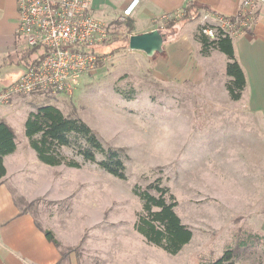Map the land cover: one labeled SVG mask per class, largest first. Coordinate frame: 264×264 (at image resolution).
Returning <instances> with one entry per match:
<instances>
[{"label":"rangeland","instance_id":"374dc122","mask_svg":"<svg viewBox=\"0 0 264 264\" xmlns=\"http://www.w3.org/2000/svg\"><path fill=\"white\" fill-rule=\"evenodd\" d=\"M182 14L154 23L166 34L165 43L174 31L191 34L187 25L193 20H181ZM126 21L111 23L109 44L99 50L97 68L80 77L73 93L19 95L13 115L20 122L28 109L52 104L69 117H80L106 146L123 148L127 178L109 174L66 147L64 154L82 166L42 163L46 169L36 171L35 190L26 188L31 195L36 192V200L25 203V209L54 233L62 255L59 264H203L229 247L236 249L240 264H264V233L255 213L225 207L209 186V128L199 119V112L209 116L207 109L192 104L197 92L191 83L164 78L160 53L150 57L129 48ZM20 40L23 48L25 40ZM24 70V62L4 61L0 85ZM18 124L14 122L23 150ZM159 177L178 201L177 214L193 231L192 240L175 255L148 243L135 228L142 201L134 188L145 189Z\"/></svg>","mask_w":264,"mask_h":264},{"label":"crops","instance_id":"0c3cea01","mask_svg":"<svg viewBox=\"0 0 264 264\" xmlns=\"http://www.w3.org/2000/svg\"><path fill=\"white\" fill-rule=\"evenodd\" d=\"M133 1L137 3L127 19L136 26L135 33L155 29L157 20L180 14L188 2L210 10L202 9L198 18L188 22L190 35L187 31H174L168 36L160 53L165 66L161 74L168 81L175 78L182 85L191 83L197 92L192 104L207 109L209 116L199 112V119L208 122L209 186L211 190L214 188V199L225 207L255 213L264 233V0H255L249 28L231 35L236 58L246 78V86L237 100L231 98L226 87L229 80L226 54L216 49L203 54L195 29L205 13L237 14L243 0H92V12L110 27ZM18 23L17 0H0V66L6 60L24 62L22 55L28 47L26 44L20 47L23 38L18 34ZM22 72L6 82L15 81ZM3 87L0 85V89ZM18 101V96H14L10 103L0 107V119L13 127L17 142L16 150L4 157L6 175L0 180V264H59L62 257L59 246L47 238L36 216L24 207L25 203L36 200V192L31 195L27 191L32 190L26 188L35 190L36 171L46 168L24 136L25 120L35 108L28 109L19 122L13 115L19 107ZM14 122L23 128L20 129L23 150ZM25 170L27 175L22 174Z\"/></svg>","mask_w":264,"mask_h":264},{"label":"trees","instance_id":"16d2710c","mask_svg":"<svg viewBox=\"0 0 264 264\" xmlns=\"http://www.w3.org/2000/svg\"><path fill=\"white\" fill-rule=\"evenodd\" d=\"M202 9L210 11L206 7L188 2L181 20H195L200 16ZM169 24L173 27L176 21ZM125 25L128 28L126 35L128 41L136 32V26L128 19ZM196 38L201 43L203 54L207 55L213 49L226 54L228 58L226 71L229 76L226 87L232 99H240L246 86V78L236 58L231 36L228 33H219L217 38L211 39L199 31ZM105 44L109 43L105 42L94 50L99 53ZM40 50V48L25 49L22 60L26 67L36 62V55ZM24 127L30 147L36 151L38 160L46 165L65 164L68 167L80 168L82 164L78 160L64 154L63 149L68 147L84 161L97 163L103 170L119 179L127 178L124 160L126 155L123 148L106 146L88 123L80 117L67 116L56 105L44 104L30 111ZM16 147L15 130L9 123L0 119V180L6 175L4 157L13 153ZM99 156L101 158H98ZM161 183L162 178L159 177L145 189H140L138 186L134 188L135 194L142 201V210L137 214L135 228L148 243L175 255L192 240L193 231L177 214L175 208L178 201L170 187ZM153 191H156V194ZM45 234L50 241L59 246L51 230H45ZM236 257V249L229 247L216 260L206 261L203 264H240L236 261Z\"/></svg>","mask_w":264,"mask_h":264},{"label":"built area","instance_id":"2783aa9c","mask_svg":"<svg viewBox=\"0 0 264 264\" xmlns=\"http://www.w3.org/2000/svg\"><path fill=\"white\" fill-rule=\"evenodd\" d=\"M137 1L123 10L127 20ZM18 34L28 48H40L36 62L0 89V107L14 96L34 92L73 93L80 77L95 70L100 54L94 50L108 41L111 30L92 12V0H17ZM255 0H243L232 16L210 12L201 16L200 31L211 39L219 33L244 32L254 18Z\"/></svg>","mask_w":264,"mask_h":264},{"label":"water","instance_id":"95a60500","mask_svg":"<svg viewBox=\"0 0 264 264\" xmlns=\"http://www.w3.org/2000/svg\"><path fill=\"white\" fill-rule=\"evenodd\" d=\"M166 34L160 29L135 33L129 37V48L131 50L142 51L148 56H154L164 50Z\"/></svg>","mask_w":264,"mask_h":264}]
</instances>
